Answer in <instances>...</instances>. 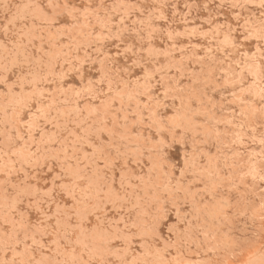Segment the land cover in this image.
Segmentation results:
<instances>
[{"label":"rangeland","instance_id":"1","mask_svg":"<svg viewBox=\"0 0 264 264\" xmlns=\"http://www.w3.org/2000/svg\"><path fill=\"white\" fill-rule=\"evenodd\" d=\"M262 34L261 0H0V261L264 264Z\"/></svg>","mask_w":264,"mask_h":264},{"label":"snow or ice","instance_id":"2","mask_svg":"<svg viewBox=\"0 0 264 264\" xmlns=\"http://www.w3.org/2000/svg\"><path fill=\"white\" fill-rule=\"evenodd\" d=\"M261 7L264 8V0H261ZM245 38L247 39L249 37L246 36ZM259 39L261 41H264V34L260 35ZM257 50L260 51L262 53V55H264V43H262ZM262 91H264V90H262ZM261 101L264 102V96L261 97ZM260 143L264 144V139H262L260 141ZM259 178H260L261 181H264V175H260ZM253 179H255V176H253ZM0 227H3L5 229H7L9 227V225H8L7 222H5L4 225H2ZM33 243H35V241H33ZM16 244L17 245L20 244V241L18 239L16 240ZM28 247L29 246L27 244H25V247H24L23 251L20 252V251H17L16 248H14V247L9 245L6 248V252L7 253H11L12 254V258L8 259V260H2V261H0V264H45V262L43 260L37 261L32 256H29L28 259H19V257L27 254ZM33 251H35L34 248H33Z\"/></svg>","mask_w":264,"mask_h":264}]
</instances>
